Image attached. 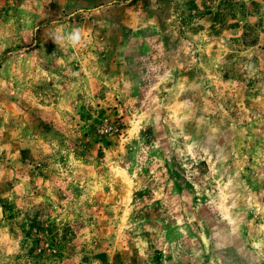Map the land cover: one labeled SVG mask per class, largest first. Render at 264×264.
Listing matches in <instances>:
<instances>
[{"label":"rangeland","instance_id":"1","mask_svg":"<svg viewBox=\"0 0 264 264\" xmlns=\"http://www.w3.org/2000/svg\"><path fill=\"white\" fill-rule=\"evenodd\" d=\"M0 264H264V0H0Z\"/></svg>","mask_w":264,"mask_h":264},{"label":"clouds","instance_id":"2","mask_svg":"<svg viewBox=\"0 0 264 264\" xmlns=\"http://www.w3.org/2000/svg\"><path fill=\"white\" fill-rule=\"evenodd\" d=\"M75 38H78V37H74V39H75Z\"/></svg>","mask_w":264,"mask_h":264}]
</instances>
